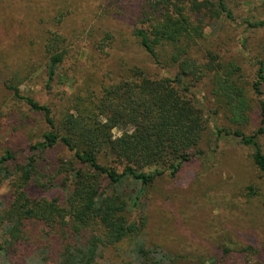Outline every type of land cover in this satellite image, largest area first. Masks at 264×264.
<instances>
[{"label": "trees", "instance_id": "1", "mask_svg": "<svg viewBox=\"0 0 264 264\" xmlns=\"http://www.w3.org/2000/svg\"><path fill=\"white\" fill-rule=\"evenodd\" d=\"M66 1L0 0V18L38 32L25 41L33 52L6 88L41 114L48 127L23 150V161L11 151L0 158V186L7 183L9 189L0 198V254L9 260L35 248L43 261L97 264L104 252L118 248L124 252L120 264H176L175 253L146 238L149 193L164 176L176 177L186 164L205 156L202 144L210 119L221 116L230 126L215 128L216 145L238 140L253 150V163L264 174V42L255 57V78L248 81L236 61L216 51L194 50L205 37L203 12L235 20L226 0H150L132 35L152 65L174 74L159 77L120 64L111 72L114 76L86 80V95L80 90L69 109L56 114L20 87L44 68L45 87L53 90L61 66L74 51L76 36L61 31L70 13ZM245 23L264 27V21ZM113 42L109 34L94 41L100 53ZM38 51L40 62L33 59ZM202 84L213 103L208 111L196 98ZM254 115L259 127L246 132ZM55 150L66 154L52 161ZM53 190L61 195H42ZM240 252L259 259L264 245Z\"/></svg>", "mask_w": 264, "mask_h": 264}, {"label": "rangeland", "instance_id": "2", "mask_svg": "<svg viewBox=\"0 0 264 264\" xmlns=\"http://www.w3.org/2000/svg\"><path fill=\"white\" fill-rule=\"evenodd\" d=\"M149 1L67 0L70 13L61 31L69 38L76 36L74 51L61 66L53 90L45 87L47 76L43 68L21 85L22 93L48 104L57 114L69 109L80 90L86 95V80L108 77L120 64L139 67L159 77L174 74L173 69L152 65L132 35L135 27L141 25ZM226 3L235 20L215 19L203 12L207 25L205 37L194 50L200 54L206 50L216 51L224 59L236 61L246 80L252 81L257 70L255 57L264 42V27L249 28L245 22L264 21V0H226ZM52 26L60 30L56 23ZM107 34L114 37V42L110 49L100 53L94 41ZM37 35L35 28L29 25L0 18V158L11 151L19 154L18 160L23 161L22 152L27 145L39 141L48 130L43 116L14 98L5 85L33 52L30 50L33 45L25 41ZM39 53L36 52L33 59L40 62L43 57ZM90 85L96 89L93 82ZM208 91L203 84L196 90V98L207 111L213 107ZM210 120L202 144L205 156L186 164L176 177L164 176L151 189L145 210L146 238L149 243L160 244L175 253L176 264H203L204 261L206 264H261L259 261L264 264V252L259 259L240 252L249 245L258 248L264 245V174L253 163V150L238 140L223 139L217 146L215 128L230 124L222 116ZM259 122L254 115L246 132L259 127ZM113 134L119 136L121 132L115 129ZM260 144L264 150V136ZM65 154L63 150H55L50 160L55 161ZM8 190L7 183L2 184L0 198L5 197ZM50 192L42 195H61L57 190ZM225 248L231 251L225 252ZM120 250H107L97 264H120L124 257ZM42 259L35 248L21 250L9 260L0 254V264H55Z\"/></svg>", "mask_w": 264, "mask_h": 264}]
</instances>
